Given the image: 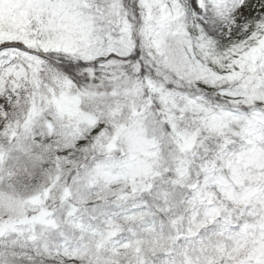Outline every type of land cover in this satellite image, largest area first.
Instances as JSON below:
<instances>
[{"label": "snow or ice", "instance_id": "1", "mask_svg": "<svg viewBox=\"0 0 264 264\" xmlns=\"http://www.w3.org/2000/svg\"><path fill=\"white\" fill-rule=\"evenodd\" d=\"M0 264H264V0H0Z\"/></svg>", "mask_w": 264, "mask_h": 264}]
</instances>
